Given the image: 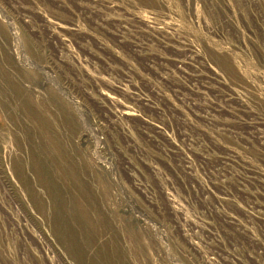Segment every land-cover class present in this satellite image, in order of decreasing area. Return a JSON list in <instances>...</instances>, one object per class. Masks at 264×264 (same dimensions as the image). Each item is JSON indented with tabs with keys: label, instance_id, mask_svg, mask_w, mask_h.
<instances>
[{
	"label": "rangeland",
	"instance_id": "rangeland-1",
	"mask_svg": "<svg viewBox=\"0 0 264 264\" xmlns=\"http://www.w3.org/2000/svg\"><path fill=\"white\" fill-rule=\"evenodd\" d=\"M248 234L264 0H0V264H264Z\"/></svg>",
	"mask_w": 264,
	"mask_h": 264
},
{
	"label": "built area",
	"instance_id": "built-area-1",
	"mask_svg": "<svg viewBox=\"0 0 264 264\" xmlns=\"http://www.w3.org/2000/svg\"><path fill=\"white\" fill-rule=\"evenodd\" d=\"M152 57V56H151ZM149 58L147 57L145 60H146V62L144 63L146 66L145 67H148L150 70H151V72L152 73H157V70L154 68V67H150L149 65H148V60ZM144 60V61H145ZM156 65V64H155ZM155 86V85H154ZM139 100H140V102H142L143 103V99H142V97H139ZM146 106H148V105H146ZM140 120H142V119H140ZM148 170L149 171H152V172H157L158 173V170H156L155 169V167H152V168H149L148 167ZM173 171H177V173H182V175L183 174H186V173H188L189 172V169H188V167H186V166H181V167H179V168H175V169H172L171 170V173L173 174V175H175V173L173 172ZM243 171H244V169H243ZM140 194H141V196L142 197H144L145 199H151V196H150V193L148 192V191H143V189H140ZM148 194H149V196H148ZM162 196H163V198L166 200V201H164L165 203H167L168 204V207L169 208H171V212H170V214L171 215H189L188 213H184V212H182V211H179V210H175V207L173 206V204H174V199H173V195L172 194H170L169 193V191H163L162 192ZM153 201V200H152ZM132 215H136V214H132ZM220 215H224V214H220ZM226 218H227V216H224V222H226ZM229 218V217H228ZM230 220V219H229ZM242 239H244L245 240V243H246V245H243V242L241 241L240 242V244H242L245 248H247V242H249L250 244L249 245H252V246H249V248H247L246 250H244V251H251L252 252V250L251 249H259L258 251H264V247L261 245V247H259V246H257L256 244H258V242L257 241H255V239L250 235V234H248V235H245L244 237H241ZM254 254V253H253ZM252 254H248V258H252ZM244 264V263H243Z\"/></svg>",
	"mask_w": 264,
	"mask_h": 264
}]
</instances>
